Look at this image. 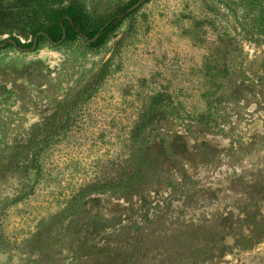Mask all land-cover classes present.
<instances>
[{
    "label": "rangeland",
    "instance_id": "1",
    "mask_svg": "<svg viewBox=\"0 0 264 264\" xmlns=\"http://www.w3.org/2000/svg\"><path fill=\"white\" fill-rule=\"evenodd\" d=\"M37 11L0 0V264H264V0H145L100 48L28 51Z\"/></svg>",
    "mask_w": 264,
    "mask_h": 264
},
{
    "label": "trees",
    "instance_id": "2",
    "mask_svg": "<svg viewBox=\"0 0 264 264\" xmlns=\"http://www.w3.org/2000/svg\"><path fill=\"white\" fill-rule=\"evenodd\" d=\"M22 4L37 6L39 11L36 15L41 16L44 19L45 24L34 25L35 29L33 31L34 40H37V47L41 40H47L52 45H59L65 41H73L77 38L84 39L88 42L89 46L92 48H100L105 44L111 35H113L123 24V22L131 15L138 11V8L129 12L132 7H134L141 0H135L130 2L123 8L115 11L105 22H102L99 26H96L90 17L84 12V10L79 6H73L64 11L56 10L51 3V0H17ZM151 0H146L149 2ZM35 15V16H36ZM27 20H32L30 17H26ZM64 30L66 31V38L63 40ZM19 47L21 43L15 41ZM34 44V42H33ZM30 45L31 47L33 46ZM6 47H15L11 43H7ZM107 66L102 69L99 76L92 84L91 87L85 92V96L92 93L93 90L97 88V85L104 79L107 73ZM157 99L155 98L151 105V111H153L157 106ZM76 104L74 105V107ZM73 107V108H74ZM154 108V109H153ZM150 111V112H151ZM64 128V127H63ZM136 133H140L142 130V125L136 127ZM111 188V183L109 182H98L91 184L87 187L89 193H98Z\"/></svg>",
    "mask_w": 264,
    "mask_h": 264
},
{
    "label": "water",
    "instance_id": "3",
    "mask_svg": "<svg viewBox=\"0 0 264 264\" xmlns=\"http://www.w3.org/2000/svg\"><path fill=\"white\" fill-rule=\"evenodd\" d=\"M144 1H145V0H142V1H140L139 3H137L134 7H132L131 10L133 11V10L139 8V7L143 4ZM65 38H66V31L64 30L63 40H64ZM37 40H38V38H35L33 46H32L30 49H26V50H28V51H33V50H35V49L37 48ZM8 42L11 43V44H13V45L16 46V47H19L18 44H17L14 40H9ZM8 42H7V43H8ZM7 43H4V44L0 45V48L4 47ZM19 49H20V47H19ZM24 50H25V49H24Z\"/></svg>",
    "mask_w": 264,
    "mask_h": 264
}]
</instances>
